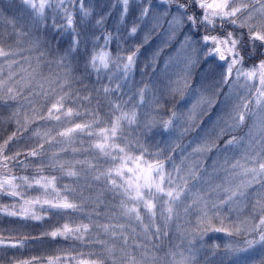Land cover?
Returning <instances> with one entry per match:
<instances>
[{
    "label": "snow or ice",
    "instance_id": "obj_1",
    "mask_svg": "<svg viewBox=\"0 0 264 264\" xmlns=\"http://www.w3.org/2000/svg\"><path fill=\"white\" fill-rule=\"evenodd\" d=\"M21 3L24 23L0 15V109H11L7 122L17 126L0 143V199L13 201L0 205V217L21 224L43 221L37 209L82 217L41 234L73 242L69 246L76 252L49 256L44 264H199L194 245L209 233L226 240L219 264H264V0H113L128 37L150 25L142 43L128 48L119 28L114 34L106 27L110 12L94 17L91 0ZM162 28L163 39L144 65L151 73L140 70L136 84L141 47ZM34 33H69L72 39L63 53H53L41 49L45 41ZM24 37H30L27 47ZM172 45L174 51L157 68L161 53ZM36 51L39 55L24 54ZM77 57L84 64L85 74L75 78L81 88L71 78V60ZM209 59L221 71L193 87L192 71ZM53 63L63 74H43ZM93 77L89 87L84 81ZM190 88L188 100L194 93L195 102L187 113L174 106L164 111L168 101L183 99ZM101 95L107 105L103 114ZM221 95V114L212 129L198 141L178 143ZM248 120L244 135H231ZM33 124L28 139L34 146L23 153L25 159L20 151L9 155L10 145L23 138L18 133ZM33 164L31 176L11 170ZM46 168L61 176L45 175ZM63 177L76 186H58ZM97 185L95 196L84 195ZM105 192L111 201L105 202ZM173 227L180 243L165 253L170 258L165 262L152 249L161 247ZM185 240L186 251L181 249ZM26 243L12 238L11 229H0V252L21 250ZM211 247L215 256L221 246ZM11 264H41V259Z\"/></svg>",
    "mask_w": 264,
    "mask_h": 264
},
{
    "label": "trees",
    "instance_id": "obj_2",
    "mask_svg": "<svg viewBox=\"0 0 264 264\" xmlns=\"http://www.w3.org/2000/svg\"><path fill=\"white\" fill-rule=\"evenodd\" d=\"M107 2V6L105 9L103 8H94L93 13L94 17H99L100 15H104L106 13H111V15L108 16L107 18V23L106 27L108 30L112 31L114 34L116 33V29L119 28L120 32L119 35L121 36V43L125 48H128L129 46H133L136 44H141L144 38L145 33L148 31L149 25H142V30L138 33L136 37H128L127 32L124 30V26L118 22L119 20V15H120V9L119 7L117 8H112L111 5L113 3V0H105ZM128 21L130 22L133 19V14H130L129 17L127 18ZM130 26V23H129ZM83 27V26H79ZM97 34H99V30H97ZM71 35L69 33H64L63 35H56V36H51L50 34H45V49L51 48L53 50V53H55V50H59L60 53H63L65 49L69 46L71 42ZM12 41L10 40L9 43ZM154 42V35L153 33L151 34V37L148 41L147 44H143L140 50V57L138 61V69L135 73L134 76V83L138 84L139 81L141 80L140 76V70L147 71L151 73V68L144 69L145 63H147L150 60L149 57V51L152 50V43ZM113 49L115 47V44H113ZM166 49V48H165ZM167 50V49H166ZM81 53H83V47H81ZM163 53V52H162ZM161 53V55H162ZM49 59H54L53 56H49ZM160 61V60H159ZM65 63H68L66 61ZM72 66H73V71L71 73V78L73 79L74 82V87L76 88H81V84L79 82H76L75 78L79 76H83L84 73V64H83V59L80 57H77L75 59L71 60ZM251 63V62H249ZM52 73H57L60 72L62 73V70L58 68L55 63H53L51 66L45 65L43 68V74L47 75L49 72ZM94 81V77L88 80H85L84 82L89 84V87H92ZM104 83H107L105 80ZM85 91H82L81 94H85ZM191 91V88L186 92L185 96L188 95V93ZM93 105L96 102V94L95 91L93 90ZM126 98V97H125ZM101 101V104L104 105L102 109V114L104 111H107V105L105 104L103 97L99 98ZM181 97L177 95L174 97L172 100L168 101L166 103V108L164 109L165 112L169 108H172L173 106L175 107V103L177 104L178 110L180 109V106L182 107L183 103L181 102L179 105L178 103L181 101ZM182 104V105H181ZM92 105H89L91 107ZM176 109V107H175ZM11 109H0V117H4V120H0V143L3 142L4 139H7L9 135L13 131L16 130L17 126L14 123L7 122V116L10 114ZM163 115V113H162ZM166 118V116L164 117ZM199 124H196L193 128V132L196 130L197 126ZM36 125L33 124L29 128L27 132H22L18 133V135H21L23 138L19 142H14L12 145H10L8 154L9 155H14L17 151L21 152L20 159L24 160L25 156L23 153L30 147L34 146V140L28 139L31 136V131L33 128H35ZM192 132V133H193ZM159 139V137H157ZM182 144L181 142H178ZM79 146V145H77ZM161 147H164V145H161ZM179 150L177 149L173 155H175ZM179 153V152H178ZM168 152H165V155H167ZM46 160V158H45ZM15 163V162H13ZM11 167V166H10ZM36 167L35 164H33L31 167L28 169H22L20 167H12L11 170L14 174L16 175H29L31 176L33 174L34 168ZM45 175H56V176H61L60 172L58 170L53 171L51 169L46 168L45 169ZM83 183V182H81ZM63 184H71L73 186L75 185V182L73 179L68 178V177H63L60 180H58V186L63 185ZM100 190V186L97 185L95 186V190H93L91 193L87 189L84 191V195H93L95 196L97 192ZM77 191H79V188H77ZM34 195L35 193H30ZM103 199L105 202L111 201L112 197L110 193L105 192ZM13 201L9 199L8 197H3L0 199V205H11ZM101 211H104V208H101ZM37 212L39 215H43L46 218L43 221H27L23 224L15 222L16 218H9V217H0V229H11L12 230V238H15L17 240L20 239H25L27 241L25 247L21 250H9L6 252H0V264H11L12 259H27L32 256L39 257L41 259V264H44V261L46 260L47 257L49 256H55V255H63L65 253H71L72 255H75L76 252L73 251V249L69 246L73 242L71 241H63L60 238H57L56 241H52L51 237L48 236H42L41 234L45 231H51L56 227H59L62 225L64 222L68 221L69 219L71 221H74L76 223H79L82 217L78 216H73L71 218L68 217H63V216H56L53 215L52 213H45L42 211H39L37 209ZM12 221V222H10ZM85 223H87V220H84ZM174 228L170 231L169 236L167 238L163 239V242L161 243V247L158 249H152L156 252L158 255L160 252L166 253V249L169 247H174V245L178 242H180L179 235L173 231ZM5 235H8L7 232L4 233ZM206 237V238H205ZM205 240L207 241L206 244V251H205V258L208 259L213 252L212 245L213 244H219L221 247H223L224 241H220L219 239L222 236V234H216V233H209L207 236H205ZM34 238H39V239H34ZM103 238V237H102ZM186 241V240H185ZM197 244H195L196 246ZM220 247V248H221ZM77 250H79V245H77ZM87 251V249H85ZM159 256V255H158ZM69 264L71 262L69 261ZM206 264V263H205Z\"/></svg>",
    "mask_w": 264,
    "mask_h": 264
},
{
    "label": "rangeland",
    "instance_id": "obj_3",
    "mask_svg": "<svg viewBox=\"0 0 264 264\" xmlns=\"http://www.w3.org/2000/svg\"><path fill=\"white\" fill-rule=\"evenodd\" d=\"M91 5H92L93 9L94 8L105 9L108 4L105 0H91ZM0 15L6 16L10 19L16 18L18 21V25H19V23H24L27 20V13L25 10V6L21 3V0H0ZM118 22H119V20H118ZM145 26L146 25H144V27ZM149 27H150V25H149ZM165 27H166V25H165ZM25 31H27V28H25ZM163 31H164V29L162 28V29L157 30L156 32H153L154 42L152 43V50L149 51V53H148L149 57L152 56V54L156 51L157 47L160 45V43L163 39V35H162ZM34 35H42V38L45 41V34L34 33ZM28 39H30V37H24L25 44L22 45L23 47L28 46L27 45ZM174 48H175V45H172L170 47H167L166 48L167 50L164 49L162 55L160 56V61L157 62V68H160L163 66L164 58L169 53L173 52ZM41 49H45V43H43L41 45ZM24 54L35 56V55H39V52L36 51V52L24 53ZM33 63H35V61H33ZM219 71H221V69L216 67V61L215 60L209 59L207 62L202 61L200 63V65L195 67L194 70L192 71L191 84L193 85V87H198L202 77L206 78L204 82L207 83L211 79H213ZM192 91H193V89L191 88L190 92H192ZM222 100H223V96L221 95L220 97L217 98V104L212 108L211 112L201 113L197 116V118L193 122V126L191 127L189 132L186 135H184L182 139H180L178 141V142L182 143L181 145L188 144V142L192 141V140H197V141L200 140L201 138H203L205 136L206 132H209L212 129V125L215 122L217 115L221 114L219 111V108H220V102ZM181 102L183 103V105L181 104L182 107L180 106L179 110H178L177 104L175 103L176 110L183 111V112L187 113L188 108H190L191 104L195 102V94L193 93L190 101L188 100V95H186V97L181 99V101L178 103V105ZM230 107H231V102H229V104L225 107L224 111L227 112ZM196 124H199V125L197 126L196 130L193 132V128ZM250 124H251V120H248L243 128L237 130L235 133H232L231 135H236V136L244 135L247 132L248 126ZM184 126H187V125L185 124ZM213 135H214V133H213ZM227 138H230V136L225 137V139H227ZM220 143H221V147H222L223 142L221 141ZM190 150L191 149L189 148V151ZM178 152L174 155L177 157V163L179 162ZM214 155H215V152L210 154L209 159L204 161L205 166L210 165L212 163V158L214 157ZM193 219H194V217H193ZM184 227L189 228V230H190L189 225H184ZM173 231H175V228ZM205 238L203 240H197L195 242V244H197V245L196 246L194 245L195 248L200 250L197 253V256L199 259V264H205V263L206 264H219V261H220L221 257L223 256V247L216 250L215 256L211 255L208 259H206L204 254L206 251L207 241L205 240ZM219 240L224 241V243L226 242L224 237H221ZM178 243H180V242H178ZM187 247H188L187 241H184L181 244V249L186 251ZM169 248L176 250L174 247H169ZM169 248L166 249V252L169 250ZM158 255L161 257H164L165 262H167L170 259L169 257L165 256V253H163V252H160ZM225 264H228V262L225 261Z\"/></svg>",
    "mask_w": 264,
    "mask_h": 264
}]
</instances>
